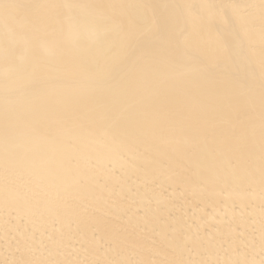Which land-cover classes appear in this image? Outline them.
Returning a JSON list of instances; mask_svg holds the SVG:
<instances>
[{
    "label": "bare ground",
    "instance_id": "1",
    "mask_svg": "<svg viewBox=\"0 0 264 264\" xmlns=\"http://www.w3.org/2000/svg\"><path fill=\"white\" fill-rule=\"evenodd\" d=\"M0 264H264V0H0Z\"/></svg>",
    "mask_w": 264,
    "mask_h": 264
}]
</instances>
